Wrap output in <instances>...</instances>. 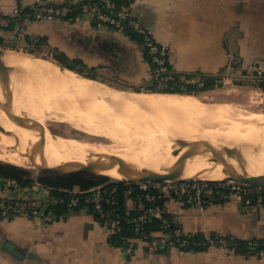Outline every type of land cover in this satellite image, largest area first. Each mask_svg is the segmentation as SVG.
<instances>
[{
	"label": "crops",
	"instance_id": "1",
	"mask_svg": "<svg viewBox=\"0 0 264 264\" xmlns=\"http://www.w3.org/2000/svg\"><path fill=\"white\" fill-rule=\"evenodd\" d=\"M47 1L60 4L66 0ZM28 2L0 0V14L9 16L16 5ZM130 11L145 32L168 49L170 65L177 72L192 66L212 72L225 63L226 53L227 61L239 57L242 62L264 63V0H133ZM232 14L238 16L233 28ZM232 29L237 32L233 41ZM28 35L47 39L70 58L111 65L128 79L151 73L141 45L118 29H95L82 18L40 20L28 24ZM251 193L249 203L228 193L201 206L171 195L162 206L182 232L264 240V198H257L258 191ZM0 197L43 203L47 214V218L31 213L0 215V264H264V250L244 253L214 243L198 250L171 247L165 252L152 250L133 237L123 246L113 245L109 228L88 207L66 208L58 214L47 209L52 194L38 182L22 186L0 177ZM141 206L126 197V210ZM5 242L12 243L21 256L7 251Z\"/></svg>",
	"mask_w": 264,
	"mask_h": 264
},
{
	"label": "bare ground",
	"instance_id": "2",
	"mask_svg": "<svg viewBox=\"0 0 264 264\" xmlns=\"http://www.w3.org/2000/svg\"><path fill=\"white\" fill-rule=\"evenodd\" d=\"M6 61L15 69L17 110L13 111L16 114L25 112L40 122L55 117L87 134L112 139V144L106 146L49 135L45 151L53 163L84 157L88 152L115 153L158 170L176 158L170 153L173 139L205 138L241 145L250 169L254 173L264 172V114L237 110L225 102H209L193 94L122 90L67 68L61 69L58 63L12 51L7 52ZM0 125L17 135V148L12 150L18 153L32 139L1 108ZM13 144L0 133V158L18 161L4 153V146ZM191 164L192 173L207 166L204 158ZM108 174L118 176L115 170ZM223 176L220 170L214 169L201 178L217 180Z\"/></svg>",
	"mask_w": 264,
	"mask_h": 264
},
{
	"label": "trees",
	"instance_id": "3",
	"mask_svg": "<svg viewBox=\"0 0 264 264\" xmlns=\"http://www.w3.org/2000/svg\"><path fill=\"white\" fill-rule=\"evenodd\" d=\"M114 4V8H108L105 6V2L103 0H77L75 3L70 4L71 6L76 7L73 9L68 15L67 18L69 20H73L80 12L81 6L83 4H89L93 5L96 4L98 7L101 8V10L108 12L111 15H116V10L121 5H128L130 7V4L133 2V0H111ZM50 4V3H48ZM65 4H69L68 1H66ZM55 5V4H51ZM27 9H21V15H23L26 12ZM24 16H26L24 14ZM122 29L121 31L131 40L136 41L139 43L142 47V53L143 58L148 62L152 74L157 67V64L152 61L151 55L148 52L147 46L144 44L143 35L140 32H137L135 29H133L131 26H129L127 18L121 19ZM11 28V26H10ZM111 29H115L112 26H109ZM44 38H39L36 42H31L28 38H26V41L28 43H34L33 45H37L38 43L44 41ZM155 42V41H154ZM156 43V42H155ZM157 44V43H156ZM159 46V44H158ZM161 48V46H160ZM29 52H33V50L30 49ZM56 54L54 55V60L66 67L69 70L75 71L79 73L82 76L91 78V79H98V76L93 72H85L80 65H83V61L79 58H70L65 53L55 50ZM166 67L168 69H171L169 66L170 64L165 63ZM253 75L256 77V82L252 83L254 86L261 88L264 90V73H260L257 75L255 72ZM179 73L174 72L173 78L171 80H166V86H160L157 84L156 80L157 77L151 78L153 81L152 84H145V86H132L130 87L133 91L139 92V91H149V92H166V93H181V94H196V91H202V90H208L213 89L220 85V82H217V77L213 75H204L202 77L201 86H198L197 82H182L179 78ZM182 85L184 87H182ZM0 177L1 178H9L15 180L18 184L22 186L30 185L33 182H38L47 188H49L51 194L53 197H60V196H69V195H78L81 196L78 204L74 206L73 208L68 209H77L79 207H88V209L94 214V216L100 221L103 222L101 219H99L98 214L93 210V207L90 203L84 202L82 199L83 193L75 192V194H72L73 186H78L80 191L88 190L89 188L96 186V185H103L105 188H111L112 186H118L117 195L115 198V202L113 204H107L103 208L104 210H111L112 216L115 217V219L118 220L119 223V230L117 232L111 233L109 236V242L113 245H125L127 242V239L130 237L134 238V221L133 218L138 216L139 214H142L144 210L151 204H159L160 206L163 205V203L166 200V196L161 194H156V199L154 202H147L143 198L140 197L139 193L133 192L131 194H125L124 192V182L123 181H116L106 176L101 175H95L91 173L81 172V173H75L70 175H59L54 174L47 171H39L37 174H33L32 170H29L27 168L4 162L0 160ZM209 184H214L213 181H209ZM247 189V196L251 197V192H257V190L260 193H264L263 189L253 188L245 186ZM227 192V190H225ZM202 196H205V193L202 194ZM126 197H131L137 201H139L142 206L139 209L134 210H126L125 207V199ZM219 199L218 197L214 196H208V201H215ZM51 208L55 213H62L64 211H67V207L64 205H60L57 203L50 202L47 205V209ZM46 209V210H47ZM143 230L146 232L159 230L163 234L167 236V240L165 242L158 241L156 245V251L158 252H165L170 249L168 245V241L174 242V247H177L182 250H198L201 248L207 247L212 241H216L219 238H223L226 240L229 247H231L235 251H242L246 253H255L259 252L260 250H264V240L262 239H249V240H240L234 237L230 236H222L219 234H210L205 235L203 233H185L182 232L174 218L167 212H164L161 216V218H149L142 224ZM181 241H185L183 245H180L179 243Z\"/></svg>",
	"mask_w": 264,
	"mask_h": 264
},
{
	"label": "water",
	"instance_id": "4",
	"mask_svg": "<svg viewBox=\"0 0 264 264\" xmlns=\"http://www.w3.org/2000/svg\"><path fill=\"white\" fill-rule=\"evenodd\" d=\"M8 51V49L0 46V95L2 96L0 108L7 114L11 122L26 130L31 136L32 139L27 142L23 151L19 153L29 159L34 169L59 175L86 172L106 176L116 181L150 180L178 182L204 179L201 178L202 175L218 169L224 176L217 180L233 181L248 187L264 190V172L254 173L250 169L241 145H229L205 138L191 140L173 139L170 145V153L176 158L171 164L164 165L158 170L141 165L124 155L115 153L88 152L84 157L65 158L58 163L51 162L46 155L45 140L49 135L56 139L59 135L53 133L44 121L40 122L25 112L18 111V114H16L13 111L14 109L17 110L14 103L15 69L6 61ZM58 66L61 69L66 68L60 64ZM45 119L61 120L55 117H47ZM0 133L13 141L14 144L10 148H17L18 137L16 134L4 129L2 125H0ZM199 158H204L207 166L196 172H190L191 163ZM110 170H115L118 176L108 174ZM4 248L16 256H21V252L16 250L15 246L10 242H5Z\"/></svg>",
	"mask_w": 264,
	"mask_h": 264
},
{
	"label": "rangeland",
	"instance_id": "5",
	"mask_svg": "<svg viewBox=\"0 0 264 264\" xmlns=\"http://www.w3.org/2000/svg\"><path fill=\"white\" fill-rule=\"evenodd\" d=\"M33 1L34 0H29V2L25 6L16 5L14 9L16 8L20 10L27 9L26 12L24 13L27 14L30 10V7L33 5ZM39 1L42 4L49 3L47 0H39ZM66 1L75 3L77 0H66ZM66 1L55 5H64ZM93 5L97 6L96 4ZM75 8L73 7V9ZM24 14L23 15L20 14L21 15L20 17L18 15L16 16L14 15V10L9 16L0 14V46L17 54H25L28 55L29 57L40 58L42 60L45 59V61L57 64V62L54 60L53 57L56 54L55 50L58 51L60 50L55 48L53 45H51L47 41V39L44 38L45 40L38 43L37 45H33L34 43L32 44L26 41V38H28L31 42H36L37 40H39V38H43V37H34L28 35V24L30 22L40 21V19H34L29 14L24 16ZM78 18L87 20L95 29L109 27V24H105V23L98 25L96 18L83 16L80 12L74 19H78ZM230 19L233 28L236 19H238V16L232 14ZM44 20H48V19H44ZM52 20L70 21L69 18H67V16L64 18H59L55 20L52 19ZM231 35H232V41L235 40V38H237V32L235 29H232ZM147 36L150 35L147 34ZM143 40H144V36H143ZM30 49L33 50V52H29ZM152 50H153L152 58H151L152 61L154 60L153 56L158 55L157 52L159 50V55L157 56L159 61L157 63V67L155 68L153 74L151 68L149 67L150 69L149 71L151 73H148V75H146L142 79L141 78L128 79V77H124L123 74L119 72L120 70L117 71L115 69H112L111 65L101 67L99 65H94V62H88V63L83 62L84 64L80 65V67H82V69L85 72L95 73L98 76V79L96 80H98L99 82H102L111 87L113 86L114 88L116 87L118 89L127 90V91H133L130 88L132 86L141 87V86H145V84H152L153 81L151 80V78L153 77L158 78L156 80L157 84H159L160 86H166L165 81L167 79L171 80L173 78L174 72L179 73L180 75L179 78L181 79L182 82L194 83L198 81L197 83L198 86H201V82L199 81L202 80V77L204 75H213L218 78L217 82L218 83L220 82V85L213 89L196 91V94L193 95L200 97L209 102H217V103L225 102L226 104H230L233 108L237 110L238 109L247 110L250 112H258L264 114V90L252 84L256 82V77L253 75L254 72L257 75H259L262 72L264 73V63L246 62V61L242 62L239 59V57L231 58L230 60L227 61L226 59L227 53H226L224 55V58L226 57L225 60L222 61L223 58L220 59L222 63L224 62L225 63L219 66L216 65L217 68H215L214 71L212 72L203 71L204 69L202 70L201 68H198L196 66H192L191 69L186 72H177L172 68L171 65H169L171 69H168L165 65L166 61L168 64H170L168 57V49L166 47L161 46L160 48V45L158 46L157 44L156 48ZM182 87L184 86L182 85ZM139 92H147V91H139ZM44 123L53 133L59 135L58 137H63V138L70 137L80 140H88L91 142L102 143L103 145L106 146L110 145V143L112 144V142L110 141L112 139H108L103 136L101 137V136H94L87 134L86 132L75 128L70 123L63 122L61 120L59 121V120L45 119ZM4 148H5V152H4L5 154L15 157L18 161L15 163L10 162L8 161L7 157L0 158L1 161L12 163L27 168L29 170H32L34 175L39 172L38 170L33 168L29 159L26 156L18 153L17 151L12 150V148L10 147L4 146ZM202 180H207V179H202ZM73 189L79 190V187L75 185L73 186Z\"/></svg>",
	"mask_w": 264,
	"mask_h": 264
},
{
	"label": "built area",
	"instance_id": "6",
	"mask_svg": "<svg viewBox=\"0 0 264 264\" xmlns=\"http://www.w3.org/2000/svg\"><path fill=\"white\" fill-rule=\"evenodd\" d=\"M105 6L108 8H114V4L109 0L104 1ZM73 2L69 1V4L64 5H51V4H42L39 0H34L33 5L30 7L29 14L34 19H59L66 17L72 10L74 6H71ZM75 8V7H74ZM80 13L83 16L94 17L97 19L98 25L105 23L109 24L115 29L121 30L122 24L121 19L127 18L129 26L135 29L137 32H140L144 36V44L148 48V52L151 55L157 44L151 39L150 36H147L145 30L140 27V25L134 19L130 7L128 5H121L116 10V15H111L108 12L101 10L100 7L94 5H83L81 6ZM20 9H14V15H20ZM25 14V15H27ZM151 49V50H150ZM159 55V50L157 52ZM158 55H154V60L156 64L158 63ZM209 181H213L214 184L210 185ZM124 182V192L125 194H131L133 192L139 193L140 197L146 200L147 202H154L156 199V194H161L165 196H183L185 201L189 204H194L201 206L208 202V196H214L218 198L224 197L226 194H236L242 196L245 202H250V197L246 194L247 189L245 185L233 182V181H220V180H192V181H150V180H135V181H123ZM118 186H112L111 188H105V186L99 184L94 187L89 188L85 191L72 190V194L75 192L83 193L82 199L84 202L90 203L93 207V210L98 214L99 219H101L103 224L109 228L111 233L117 232L119 230V223L115 217L112 216L111 210H104V206L107 204H113L117 195ZM227 190V192H225ZM258 191V190H257ZM205 193L204 197L202 194ZM81 196L78 195H69V196H60L53 197L52 200L54 203L64 205L67 208H73L76 206L80 200ZM257 198L262 201L264 198V193L258 191ZM166 212V209L159 204L149 205L142 214L133 218L134 226V239L147 244V246L155 250L158 241L165 242L167 236L159 230H154L146 232L143 230L142 224L146 222L149 218H161L162 214ZM21 213H31L35 215H40L42 218H47L45 213V205L43 203L35 201H8L0 197V215L8 216L10 214H21ZM110 233V234H111ZM169 247H174L173 241L167 242ZM185 241H181L179 244L183 245ZM221 247H228V244L225 239L219 238L216 241H212Z\"/></svg>",
	"mask_w": 264,
	"mask_h": 264
}]
</instances>
